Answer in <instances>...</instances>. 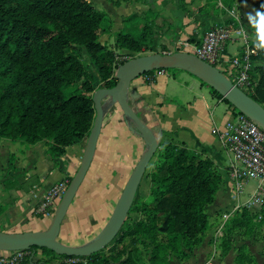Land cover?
Masks as SVG:
<instances>
[{
  "label": "trees",
  "instance_id": "16d2710c",
  "mask_svg": "<svg viewBox=\"0 0 264 264\" xmlns=\"http://www.w3.org/2000/svg\"><path fill=\"white\" fill-rule=\"evenodd\" d=\"M111 24L106 14L87 0H0V139L28 145L44 142L50 160L87 139L95 116L92 93L98 88L114 87L117 67L128 61H120L117 51L130 54L165 51L153 44L149 20L138 36L117 33L116 51L109 49L99 37L109 33ZM84 56L93 65L94 75ZM251 61L254 68L248 77L255 86L251 92H243L264 108V50H258ZM164 71L174 74L180 70ZM200 83L231 106L216 91ZM69 88L72 91L66 94ZM153 158L157 163L147 175L152 202L142 205L141 213L149 212L151 229L163 235L166 249L156 242L149 253L140 249L143 240L139 234L149 225L138 221L126 229L122 226L108 246L89 257L60 256L43 248L28 251L58 258L62 260L60 264H171L169 254L177 260H187L210 229L206 209L213 203L223 178L204 153H191L172 143L159 144ZM10 184L29 192L39 186V180L31 176L20 182L14 180L9 186L5 183V187L10 188ZM135 199L127 218L136 212ZM243 216L256 215L242 209L224 224L219 237L222 256L229 252V236L234 228H239ZM111 246L118 248L105 253ZM34 257L29 263H33ZM234 262L257 264L246 245L238 248Z\"/></svg>",
  "mask_w": 264,
  "mask_h": 264
},
{
  "label": "crops",
  "instance_id": "0c3cea01",
  "mask_svg": "<svg viewBox=\"0 0 264 264\" xmlns=\"http://www.w3.org/2000/svg\"><path fill=\"white\" fill-rule=\"evenodd\" d=\"M105 1L108 2L107 11L115 15L111 18L105 13L112 22L109 32L113 33V27L117 25L116 33L133 35L131 31L141 32L144 23L149 20L153 26V44L156 48L164 47L163 54L184 52V47L192 48L198 44L207 30L226 26L231 39L224 48L223 59L241 52L245 43L255 47V30L248 26L246 14L260 9L264 4V0H233L231 5L223 0ZM133 23L137 25L131 26ZM241 26L247 30V37L238 35ZM102 35L108 40V35ZM117 52L130 54L125 50ZM95 87L98 88L97 81ZM127 101L139 119L154 133L159 144L172 143L191 153H204L223 178L213 203L206 209L210 222L216 219L219 222L210 227L202 243L187 260H173L172 264H204L208 260L212 264H235L237 250L242 245H246L255 256L257 264H264L262 238L254 242L255 246L248 240H237L235 244L230 242V250L225 256L217 247L220 240L215 233L223 214L228 213L230 219L242 209L253 215L261 214L264 209L263 204L251 199L258 189L257 181H249L254 182L255 187L246 192L245 186L237 190L229 179L231 157L213 132L214 129L223 130L226 121L232 118L231 107L213 96L198 79L181 70L174 74L164 72L137 77L130 84ZM104 110L93 160L60 226L57 241L66 246H82L101 231L146 149L143 140L129 131L128 123L116 103L105 106ZM85 143L86 140H83L68 147L64 155L50 160L44 142L28 145L22 141L0 139L1 231L43 232L48 228L51 218L46 217L47 209L44 208L46 194L55 184L75 175ZM31 176L39 180V186L29 192L15 189L12 184L10 188L5 187V183L9 186L14 180L20 182ZM61 262L58 258L39 253L32 264Z\"/></svg>",
  "mask_w": 264,
  "mask_h": 264
},
{
  "label": "water",
  "instance_id": "95a60500",
  "mask_svg": "<svg viewBox=\"0 0 264 264\" xmlns=\"http://www.w3.org/2000/svg\"><path fill=\"white\" fill-rule=\"evenodd\" d=\"M172 69L184 71L205 83L238 112L264 130V108L234 86L219 70L195 55L187 52L156 53L130 59L117 67L115 71L117 82L114 87L98 88L92 93L95 116L79 167L60 199L48 228L43 232L6 233L0 231L1 252L43 248L60 256L85 258L101 251L114 240L127 218L141 181L159 145L154 133L139 119L128 104L127 95L130 84L145 73ZM115 103L120 107L124 120L128 123L129 131L143 140L146 149L132 170L101 231L82 246H66L57 241L61 223L93 160L102 127L104 108Z\"/></svg>",
  "mask_w": 264,
  "mask_h": 264
},
{
  "label": "built area",
  "instance_id": "2783aa9c",
  "mask_svg": "<svg viewBox=\"0 0 264 264\" xmlns=\"http://www.w3.org/2000/svg\"><path fill=\"white\" fill-rule=\"evenodd\" d=\"M231 39L229 28L216 26L207 30L198 44L192 48L184 47V52L191 53L219 70L234 86L242 91L251 89V81L248 73L251 70V56H255L258 49L245 43L241 52L235 56L223 59L222 53L227 42ZM164 70L154 73L162 74ZM231 107V106H230ZM233 116L226 121L223 130L214 129L225 149L231 157L228 169L229 179L232 180L236 189H240L245 182L255 180L258 189L251 197L252 200L264 205V130L255 122L231 107ZM69 184L68 180L61 181L52 186L45 197L46 217L52 218L54 211ZM220 227L215 237H220V230L230 217L223 214ZM40 251L30 252L18 250L11 252L0 251V264H29L33 256ZM34 257V258H35ZM204 264H212L208 260Z\"/></svg>",
  "mask_w": 264,
  "mask_h": 264
},
{
  "label": "rangeland",
  "instance_id": "374dc122",
  "mask_svg": "<svg viewBox=\"0 0 264 264\" xmlns=\"http://www.w3.org/2000/svg\"><path fill=\"white\" fill-rule=\"evenodd\" d=\"M88 1H90L93 4L95 9H97L103 13H106L111 18H113L115 16L113 13H109V11H107V8H106V6L108 5L107 1H105V0H88ZM135 25H137V24L136 23L131 24V26H133V27H135ZM116 27H117V25H115L113 27V30H112L113 33L109 32L106 34V35H108L107 36L108 40H105V37H103V35L100 36L101 38L99 37L100 38L99 41L102 44H105L109 49H112V50H115L114 41H115V35L117 34L116 33L117 32ZM125 32H128V31H125ZM139 33H141V32H132L131 31V34H133V35H137ZM157 49H160V48L157 47ZM117 53H118V55H121V56H119L120 61L130 60V59H133V58H136L139 56L152 54V53L119 54V52H117ZM164 54H166V53H164ZM84 61L88 65L91 74L94 75L95 73H94L93 65L90 63L89 59L86 56H84ZM250 66H251V69L254 68L253 64H251ZM254 86H255V83L251 82V89L246 90V91L251 92L252 89L254 88ZM70 91H72V88L65 90V93L68 94ZM156 163H157L156 158H154L151 161V164L149 165L147 172H146L145 176L143 177L142 183L139 186V189H138V192L136 195V199H135L136 207L138 210L136 209V212L131 213L123 224V229H126L128 227H132L134 225V223H136L138 221H143L145 224L147 223L149 225L147 230H144V232L141 231L139 234L140 238L143 240L140 243L139 248L142 249L144 252H147V253H149L151 251L152 245H154L155 242L157 244H162L165 247V249L167 247L166 246V240L164 239L163 235H161L159 233L158 234L154 233L153 229H151L149 212L146 210L145 212L141 213L142 212L141 211L142 205H144V204L148 205L149 203L152 202V195L150 192L151 182H150L147 175L153 171V168L156 165ZM243 186H245L244 189L246 192H250L254 189L255 183L248 181V182H245ZM242 200H244V199H242ZM139 208H140V210H139ZM232 217L230 219H232ZM241 220L242 221L238 225L239 228L238 229L234 228L231 236H229L231 243L235 244L237 242V240H239V241L248 240L252 246H255L254 242L257 241L258 238H262V240H264V209H263V212L261 211V214L256 215L255 217L250 218V216H243ZM228 221H230V220L228 219L226 221V223ZM218 222L219 221L217 219L214 222L211 221L210 227H212L214 225L216 226ZM127 242H128V240H125V243H127ZM212 242H213V240L211 241V243ZM196 247H198V246H195L193 248V250L196 249ZM217 247H218V249L221 248L219 244ZM114 248L117 249L118 246H114V247L111 246V247L107 248L105 250V253H107L109 251V249H114ZM193 250H192L191 254L193 253ZM168 258H170L171 264H172L173 260H177V257L175 255H171V254H169ZM144 261H146V260H144Z\"/></svg>",
  "mask_w": 264,
  "mask_h": 264
},
{
  "label": "clouds",
  "instance_id": "9594fccd",
  "mask_svg": "<svg viewBox=\"0 0 264 264\" xmlns=\"http://www.w3.org/2000/svg\"><path fill=\"white\" fill-rule=\"evenodd\" d=\"M248 26L254 29V46L258 50H264V4H261L260 9H253L246 14ZM247 37V30L241 26L240 33Z\"/></svg>",
  "mask_w": 264,
  "mask_h": 264
}]
</instances>
